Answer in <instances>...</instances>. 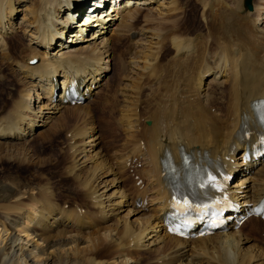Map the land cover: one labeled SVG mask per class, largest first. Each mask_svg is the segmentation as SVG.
<instances>
[{"label":"bare ground","instance_id":"obj_1","mask_svg":"<svg viewBox=\"0 0 264 264\" xmlns=\"http://www.w3.org/2000/svg\"><path fill=\"white\" fill-rule=\"evenodd\" d=\"M85 1L0 0V69L10 68L12 76L1 83L6 100L0 105V145L47 140L78 119L66 128L69 139L79 141L69 145L66 176L81 184L85 201L83 208L60 205L48 193L42 197L41 190L49 192L44 187L29 194L41 195L38 201L7 204L0 216V231H9L0 236V264H264V249L250 245L258 234L264 242L259 218L187 240L162 226L173 197L170 181L181 179L184 156L188 170L205 174L216 166L234 175L226 193L239 214L264 196V160L241 159L242 144L256 141L263 122L258 103L264 100V2L252 0V10L242 13L224 0H195L198 9L192 12L188 0H137V6L97 20L91 36L83 37L73 13ZM197 11L204 29L191 35L182 27ZM19 12L23 18L15 24ZM168 50L172 54L161 63ZM124 59L136 63L141 81H154L156 88L146 104L139 101L140 88L124 94L128 100L114 122L127 136L108 165L103 139L88 122V99L99 93L107 70L116 63L122 67ZM56 78L59 95L53 99ZM77 80L88 101L72 107L62 93ZM128 161L141 165L134 170L141 188L127 183ZM198 172L185 179L189 190ZM138 199H146L147 207H135ZM106 252L116 257L106 258Z\"/></svg>","mask_w":264,"mask_h":264},{"label":"rangeland","instance_id":"obj_2","mask_svg":"<svg viewBox=\"0 0 264 264\" xmlns=\"http://www.w3.org/2000/svg\"><path fill=\"white\" fill-rule=\"evenodd\" d=\"M188 1H189L188 4L190 5V12L196 9V7L198 9V5L195 3V0H188ZM224 1L231 3L232 5H234V7L236 6L235 8L237 9L239 7L241 11L239 9L238 11L242 13L248 12L243 6V0H224ZM262 2H264V0H253L254 5L255 4L258 5ZM200 12L201 11H197L195 15L192 16L191 21L184 22L182 29L185 30L186 33L192 35L203 31L204 25L201 20ZM22 18H23V13L19 12L16 16H14L13 20L15 21V24H17ZM123 44L124 43H122L120 45V48L116 51V56L120 53L122 49L127 48L126 42L124 45ZM129 48L131 49V47ZM171 54L172 53L170 50L166 51L163 57L159 58L161 59V63L164 62L166 58H168ZM117 61L118 58L116 57V62ZM115 65L116 66L113 67L112 71L107 70V78H105L103 82H101V85L99 86L98 89L99 93H97L96 96H93L92 97L93 99L91 98L90 101L87 100L89 102L88 104H90L91 106L92 114L91 117H89L90 118L89 120L87 119L88 117L85 119L88 120V122L91 120L90 123L95 124L94 126L97 129L96 134L102 137L103 139L101 144L102 146L99 144L98 148L102 147V150H105L106 157L104 158L105 160L104 162L107 163L108 165L113 163L115 153L117 154V151L120 152L122 150V147L125 144L124 141L126 140L125 137L127 136L125 135L126 132L124 131L122 132V130L120 129L119 123H115L119 121V119L121 118L120 110H119L120 105L124 104L123 103L124 99L128 100V98H126L127 96H124V94L131 92L134 89L138 90L140 88L141 97L139 101L142 100L141 103L144 104L146 101L150 102L152 100L151 96H153L152 95L154 93L153 91L156 88L153 83L154 81H151L149 79L146 80L144 79L142 80L143 82L141 81V78L139 77V71L135 69V67H137L136 63H130L129 61L125 60V62L121 64L122 67L119 65V63H116ZM0 67L2 68V66ZM9 69L8 68L0 69V95L2 94L1 89L2 88L4 89V86L1 83L5 82L7 78L12 79V76L8 74L10 73ZM158 70L159 68L157 69V71ZM154 76H156V74ZM138 81L140 82V84ZM208 84H209V77H206L203 80V86L207 87ZM38 94L37 93L35 94L34 99L37 98ZM5 100L6 97H1L0 105L2 104V102H5ZM77 121L78 119L75 121L74 118H71L69 122L66 123V127L63 130V132L61 131L58 134L51 133L52 134L51 137H49L47 140H43L44 138L42 137L36 138V140L26 145L27 147L26 146L17 147V148L10 146L1 147L0 145V147L2 148V149L0 148L1 149L0 150V216H1V212L4 210L3 208H5L7 204H12L13 202L18 200H24L22 201L23 203L29 204L33 200L38 201L42 199V197H46L45 194L47 193L51 198L57 199L56 202H58L60 205H63L65 203L66 205H69V207L73 209L79 208L78 206L82 205L80 208H83V204L85 203V201L80 194L82 193L81 191L83 189L81 184L78 182L77 185L76 183L77 181L74 180L71 181V179L67 178L66 176V170L70 163V155L72 154L70 153L71 151L70 146L76 142H79L78 140L71 141V139H69L70 136L66 135L68 130L66 128L72 127L74 123H76ZM3 147L5 149H3ZM135 168L140 169L141 165L138 164L137 167ZM129 174L130 172L126 173L127 178H129V180L127 179V183L133 184L132 181L135 180ZM44 187L48 188L49 192L47 191L44 192V189L41 190V188ZM38 190H41L42 197L41 195L40 196L35 195L34 196L35 198L32 199L31 193H33V191H38ZM125 213H123L122 216L125 215ZM0 221H2V219ZM1 228L2 226L0 225V230ZM246 229L245 232L247 234L248 231ZM88 230L93 231L94 229H88ZM7 232L5 233L3 230L0 231L1 233L0 236L4 238ZM261 238L262 236L258 234L259 241H257L258 239L252 241L250 244L251 248L254 249L256 247L255 249H261V248L264 249V246H262L264 242L261 241ZM108 253L109 252H106L105 255L103 253L104 257L106 258L116 257L115 255H112L111 252L109 254ZM117 262H119V260L116 261V263Z\"/></svg>","mask_w":264,"mask_h":264},{"label":"water","instance_id":"obj_3","mask_svg":"<svg viewBox=\"0 0 264 264\" xmlns=\"http://www.w3.org/2000/svg\"><path fill=\"white\" fill-rule=\"evenodd\" d=\"M243 5L245 9L251 11L252 10V0H244Z\"/></svg>","mask_w":264,"mask_h":264},{"label":"snow or ice","instance_id":"obj_4","mask_svg":"<svg viewBox=\"0 0 264 264\" xmlns=\"http://www.w3.org/2000/svg\"><path fill=\"white\" fill-rule=\"evenodd\" d=\"M261 120L264 121V115L261 116ZM185 203H187V202H185Z\"/></svg>","mask_w":264,"mask_h":264}]
</instances>
